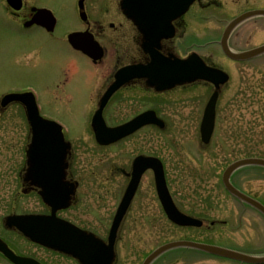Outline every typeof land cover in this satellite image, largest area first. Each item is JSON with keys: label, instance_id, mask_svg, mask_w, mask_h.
Here are the masks:
<instances>
[{"label": "rangeland", "instance_id": "obj_1", "mask_svg": "<svg viewBox=\"0 0 264 264\" xmlns=\"http://www.w3.org/2000/svg\"><path fill=\"white\" fill-rule=\"evenodd\" d=\"M76 1L39 0L57 19L55 34L48 37L28 36L12 30L11 21L4 10L0 12V89L9 85L20 87L31 84L39 88L44 96L50 98L56 94L50 106H53L55 98H58L54 105L57 109L48 108V112L71 120L69 124L74 138H69V141L78 156V174L82 175L85 183L77 191V200L81 199L83 203L78 210L83 217L91 216V210L87 211V208L98 207V193L89 196L90 189L87 191L90 183L102 181L97 172L103 173L107 180L109 167L115 164L124 166L127 160L138 153H145L157 155L163 160L167 184L177 206L185 213L199 216L206 221L205 226L201 228L181 229L176 228L163 215L160 236L143 237L141 234L144 228L141 222H134L131 217L130 222L126 223L128 231L117 244L116 264H141L155 247L170 240L184 238L212 245H240L255 253L253 255H262L264 216L258 210L247 211L239 226L233 211L238 203L225 192L221 184V174L225 161L264 155V53L251 62L235 63L225 56L218 41L224 27L233 17L248 8H264V0H216V4L209 7L200 8L196 4L192 8L194 50L202 56L211 57L216 65H224L229 70L232 77L225 86L224 97L230 98L235 104L233 101L242 96L241 118L237 119L233 106L230 119L219 122L217 136L211 145L205 147L200 141V123L211 90L207 84L200 81L179 85L185 87L158 96L147 94L143 108L157 110L166 122L162 131L146 127L106 147L100 146L92 137V128L89 131L90 136L87 132L83 134L86 126L81 118L87 112V106H82L86 83L83 84L81 75L85 67L81 66L83 58L69 48L64 39L67 32L81 25ZM2 8L0 6V11ZM231 44L239 50H248L264 44V16L250 18L239 24L231 33ZM214 62L212 64L215 65ZM63 73L74 79L73 88L69 90L70 103L67 102L69 98L58 94L57 90ZM239 87L241 89L237 90ZM65 94H68V89ZM137 108L120 107L109 110V113L112 115L118 111V117H125ZM1 128L6 131L0 134V235L7 238L21 254L45 258L48 255L44 248L31 243L21 233H11L5 227L4 219L10 213H44L48 212V206L38 193H24L21 189L22 163L18 180L16 172L12 175L9 172L12 156L17 153L19 160L21 155L17 143L19 147L22 146L23 127L18 123L3 125ZM77 134L81 136L75 137ZM142 136L145 139L142 140ZM220 153H225L226 157H220ZM238 173L240 175L236 181L256 193L260 199H264V166H243ZM142 180L152 182L151 173H147ZM110 181L122 185L119 189V185L114 186L119 192L114 201L110 200L108 205L102 206L111 208L106 229L111 223L126 182L121 176ZM146 187V184H143L142 191H145ZM85 192L87 196L84 195ZM141 200L138 198L134 201L136 209ZM211 220L217 222L209 226ZM223 220H226L225 224L221 223ZM0 264L9 263L0 256ZM152 264L236 263L210 253L180 247L165 252Z\"/></svg>", "mask_w": 264, "mask_h": 264}, {"label": "flooded vegetation", "instance_id": "obj_2", "mask_svg": "<svg viewBox=\"0 0 264 264\" xmlns=\"http://www.w3.org/2000/svg\"><path fill=\"white\" fill-rule=\"evenodd\" d=\"M78 1L79 0L76 1V8L78 11V17L81 25L67 32L64 36V39L66 44L69 46V48H71L74 52H76L83 58L82 59L83 65L81 66H84L85 68L84 71H82L81 78L83 84L86 83L85 85L86 88L84 91V101L82 106L83 107L87 106L86 108L87 112L84 114V117L81 118V121L86 126V131L83 134L87 132L88 136L91 135L89 131L91 130V121H92L93 113L95 112V110L99 108L101 99L103 98L107 89L116 80V73L122 67L125 66L136 65V64L146 65L147 63H149L151 60V55L146 48L147 44H157L158 46L155 49L164 57H181V58L187 57L190 53L195 51L193 48L194 11H192V8L196 4H198V7L200 8H206L213 4H216V0H195L196 2L194 1L192 3H190L189 0H141L142 3L141 6L139 7V18H137L132 15V9H129V7L123 8L124 0H84L85 18H82L80 15ZM19 5H20L19 7L14 6L11 5L8 2V0H0V6L3 7L2 11L0 12L2 13L4 10L5 14L11 21L10 25L13 28L12 30L28 36L34 35V37H48V36H53L55 34L57 22L52 30H49L46 26L40 23L34 22V19L38 14L37 9L48 8L46 7L45 4L40 3L39 0H19ZM249 9L252 8H248V10ZM139 19H140V25H139ZM71 32H80L82 34L81 35L82 41L85 44L87 43L99 44V46L102 47V52H103L101 58L93 59L92 57L84 53L82 50L75 49L69 43L68 40V35ZM218 44L220 45L222 50L220 39L218 41ZM228 44L233 50L241 51L232 46L231 36L229 37ZM202 57L204 58L205 62L208 65L224 69L226 72H228L231 79L232 75L230 74L226 66L221 65L220 67L216 65V63L212 60L211 57L205 55ZM253 60L254 59H250V60H246L245 62H251ZM213 62L215 63V65L212 64ZM234 62L241 63V61H236V60H234ZM204 83L207 84L206 86L211 90L207 98L209 99L210 95L215 91V87L212 83L208 81H205ZM227 83L223 84L218 89V99L216 103L214 129L210 141L208 143L203 144L204 147L211 145L213 139L217 136L219 122L221 120L230 119L231 109L233 106L235 107L237 112L236 113L237 119L241 118L242 96L240 97L239 100L233 101L235 104L232 103V100L230 98L224 97L225 86ZM73 85H74L73 77L68 76L66 73H63V75L60 76V81L57 86L58 94L65 95L67 99L69 98V101H67L68 103L71 102V98L69 96V90L73 88ZM184 87L185 86H177L171 90L160 92V91H156L155 88L153 87H149L147 85L145 78L134 77L130 79L128 82H126L124 85H122L120 88H118L112 94V96L109 98L108 102L106 103L103 109V118L106 124L109 126H116L122 124L124 122L129 121L130 119L140 114L141 112L147 110L145 107L143 108V106L146 103L147 94H150L152 96H158L163 93H169ZM67 89H68V94H65L67 92ZM240 89L241 87L237 88V90ZM12 93L22 94V95L18 96L16 99L5 100V96ZM53 97H56L55 93L49 98L47 96H44V94L39 88L31 84H26L20 87L9 85L4 89H0V134H2L3 131H6V130H2L1 128L3 125H12V124L20 123V126L23 127L24 139L22 146L20 145L19 147L17 143L18 150L21 154L20 155L21 159L19 158L18 160V154L16 153V155L12 156V159H10L12 164L9 165L10 167L8 168L11 175L14 174L15 172L17 173V180H18L19 168L22 163L21 189L25 193L28 192L38 193V190L40 189V187H38L31 181V179H26V173L28 172V168L30 167V164L28 162L27 152L31 146V143L33 142L35 133L41 134L47 132L49 134L50 131H52V129L58 133L56 128H51L50 126H47V124L45 123L54 120L61 125V130L66 140H69V138L71 139L74 138V136H72L73 135L72 128L70 127L69 124L71 123V120L62 117L57 113L48 112V108L57 109L54 108V105L59 100L58 98H55L54 105L50 106L53 103ZM30 101L32 102L35 101L40 111V114L44 116L43 119L44 126L42 129L38 128L37 130H35L31 126V121L28 118L26 112L27 103H30ZM131 106H137L138 108L133 113L128 114L125 117H118L117 114L118 111L112 115L109 113V110L111 109H119L120 107L125 109V108H130ZM149 109H153V108H149ZM153 110L156 112V115L158 117L163 119L159 115L157 110L155 109ZM6 113H7V117H5ZM7 122H9V124H7ZM146 127H152L157 131L158 130L162 131L164 129L158 127L155 124H149L138 129L133 134L137 133L138 131H141L143 128ZM133 134L129 135L128 137L132 136ZM78 136L81 135L77 134V136L75 137ZM92 137H94V133ZM143 138L144 136H142V140ZM200 141H201V135H200ZM139 154L150 155L160 158L159 156L153 154L138 153L137 155ZM137 155H135L132 159L127 160L124 166L115 164L109 167L108 168L109 175L107 177V180H105L103 173L97 172L98 176L101 177L102 181L92 182V184L90 183V186L87 188V191L90 189L89 196L98 193L99 196L98 197L99 202L97 201L98 207L97 209L87 208L86 209L87 211L91 210V216L83 217L81 211L78 210V208L82 206L83 203L81 202V199L77 200V191L85 183H83L82 175L78 174V172L80 171L79 170L80 166L78 165L79 160L77 154L75 153L74 147L71 144V148L69 152L66 154L64 161L61 163L60 160V163L62 166L65 167L64 169L65 180L69 183H74L76 185V192L73 197L72 204L67 208L58 210L57 216L62 218L63 220H66L67 222L76 225L78 228L88 233L94 234L98 237L103 238L105 236H108L114 215L112 216L110 225L106 229L107 218L110 214L109 210L111 208L110 207L104 208L102 206L108 205L107 202L110 200L114 201L116 196L119 194V192L116 190L119 189L120 186L122 185V183L119 185L116 182L110 180L115 177L121 176L126 181V182L124 181L125 182V186L123 189L124 192L126 186L128 185L129 181L132 178L133 161ZM219 155L220 157H226L225 153H220ZM236 160L237 159H233L229 162L225 161V166L221 174V180H222L221 184L223 185L225 192L228 195H230L233 199H235L236 203H238L237 205L235 204V208L233 211L236 213L239 226H241L244 214L247 213V211L254 212L258 209L252 206L251 204L234 196L232 193H230L227 190V188L223 183L224 171L231 163H233ZM161 161L164 165L162 159ZM240 168L242 167L237 168L231 173L230 182L234 187H236L240 191L246 193L248 196L252 198L259 200L264 204V199L262 198L260 199L256 193L248 190L247 188L242 187L240 183L236 181V178L240 175L238 173ZM147 173H151L152 182L147 183L146 181L142 180ZM164 173H165V165H164ZM165 178H166V173H165ZM143 184H146L147 186L146 189H144L145 191H142ZM117 185H119V187L115 189L114 186ZM12 186L13 185L11 184L10 189H12ZM84 195L87 196V193L85 192ZM138 198L142 200L140 202L139 207L136 209L134 207V203H135L134 201H136ZM50 211L51 208L48 207V212H44V213H50ZM163 215H165V217L168 219L158 197L154 172L152 169H147L143 172L140 178L132 202L118 230V235L115 242V249L117 256L116 262L118 260L117 244L121 240V237L125 236V233L128 231L126 229V223L130 222L131 217L134 222H138V221L141 222L142 227L144 228L141 236L158 237L162 232L161 222ZM195 217L200 218L199 216H195ZM200 219L206 222L205 219L203 218ZM216 222L217 221L215 220H211L209 226L214 225ZM221 223L225 224L226 220L221 221ZM175 227L179 228L177 226ZM6 229H8L11 233H16V234L20 233L19 230L16 228L10 229L6 227ZM0 237L8 244V246L11 249H13L16 253L21 254L20 252H18V249L15 246H13L11 242H9L7 238L1 235ZM30 242L35 244L32 241ZM40 247L44 248L48 256H46L45 258H40L34 255H30V256L38 258L42 264H81V262L77 258L73 257L70 254L52 248H47L43 246ZM225 247L235 249L237 251L246 254H252V255L255 254L253 252H250L246 248L241 247L240 245H238L237 247L232 245H226ZM262 255H264V253H262ZM0 256L3 257L9 264H13L1 252H0ZM223 259H228V258H223ZM232 261L236 264H264V262L248 263L240 260H232Z\"/></svg>", "mask_w": 264, "mask_h": 264}, {"label": "water", "instance_id": "obj_3", "mask_svg": "<svg viewBox=\"0 0 264 264\" xmlns=\"http://www.w3.org/2000/svg\"><path fill=\"white\" fill-rule=\"evenodd\" d=\"M8 1L11 4H14L16 0ZM256 16H264V9H254L244 12L235 17L226 27L221 43L224 52L230 58L235 60H247L264 53V44L241 52H234L228 46V37L231 32L245 20ZM35 21L41 22L37 18ZM80 37L81 35L79 33H71L69 35V40L75 48L82 49L89 55L96 57L97 55L92 50L81 44ZM148 45L147 50L152 55L151 63L146 66H129L122 68L117 73V81L108 89L100 104V108L93 116L92 126L96 139L100 144L107 145L115 142L132 134L145 124L152 123L161 128L165 127L164 121L159 119L153 110L141 113L131 121L116 127H108L106 125L102 117V109L109 96L129 78L134 76L147 78V84L155 88L157 91H164L177 85L187 84L198 80L210 81L218 89L221 84H224L229 79V75L223 70L207 66L197 53L191 54L186 59H170L163 57L154 49L157 47L156 44ZM217 99L218 90H215L204 109L200 125V133L203 143H208L213 133ZM28 115L31 119H35V121H33L34 126H40L41 123L38 122V119L41 120L42 117L38 114V110L35 106L28 109ZM51 126L54 127L55 123L52 122ZM52 138L55 140L54 136H52ZM58 139H62V137L60 136ZM66 147H68V145H66ZM250 164L264 166V158L248 157L233 162L223 173V183L230 193L254 205L264 214V205L262 203L242 193L230 182V175L234 170ZM148 168L154 170L157 193L168 218L180 226H203V221L201 219L183 213L174 203L167 187L162 162L158 158L143 155L136 157L134 160L132 179L127 186L116 212L108 236V243H105L99 238L79 232V230L75 232H66L63 223H61L59 219H56V210L69 206L72 195L75 193L74 186L68 187L64 184L62 181L63 175L61 173L55 174L52 172L51 178L49 177L48 179L45 177L46 175L44 173L33 169L35 170L34 173L27 174L26 176V179H30L31 176H34L35 180L39 182H34L36 185H44L43 182H49V187H43L39 193L42 195L44 201L52 207L51 215H9L6 217V226L10 228L16 226L31 240L51 248L66 251L75 257H78L82 264H113L116 258L114 245L119 226L132 201L140 178L143 172ZM177 247L194 248L210 254L251 263L264 262V256L248 255L222 246L198 241L174 240L157 247L144 259L142 264H151L165 251ZM0 250L15 264H40L32 258L16 255L1 240Z\"/></svg>", "mask_w": 264, "mask_h": 264}, {"label": "trees", "instance_id": "obj_4", "mask_svg": "<svg viewBox=\"0 0 264 264\" xmlns=\"http://www.w3.org/2000/svg\"><path fill=\"white\" fill-rule=\"evenodd\" d=\"M259 156L264 157V155H259Z\"/></svg>", "mask_w": 264, "mask_h": 264}, {"label": "bare ground", "instance_id": "obj_5", "mask_svg": "<svg viewBox=\"0 0 264 264\" xmlns=\"http://www.w3.org/2000/svg\"><path fill=\"white\" fill-rule=\"evenodd\" d=\"M196 2V1H195ZM256 17H258V16H256ZM256 17H253V18H256ZM249 20V19H248Z\"/></svg>", "mask_w": 264, "mask_h": 264}]
</instances>
